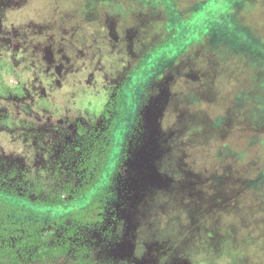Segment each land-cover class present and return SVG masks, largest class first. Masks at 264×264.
Segmentation results:
<instances>
[{"label":"rangeland","instance_id":"obj_1","mask_svg":"<svg viewBox=\"0 0 264 264\" xmlns=\"http://www.w3.org/2000/svg\"><path fill=\"white\" fill-rule=\"evenodd\" d=\"M0 52L19 73L0 176L35 199L79 183V127L103 126L124 86L106 221L33 264H264V0H0Z\"/></svg>","mask_w":264,"mask_h":264},{"label":"trees","instance_id":"obj_2","mask_svg":"<svg viewBox=\"0 0 264 264\" xmlns=\"http://www.w3.org/2000/svg\"><path fill=\"white\" fill-rule=\"evenodd\" d=\"M2 52L0 92L3 95H0V100H6L14 96L12 93L18 83L19 73L13 66L14 62L10 61V56H5ZM224 54L226 56H221V59L234 55ZM256 72L255 78L259 76L258 71ZM12 74L16 77L9 84L8 78ZM260 78L257 94L263 90ZM252 82L254 88V80ZM123 88V85L120 86L105 106L103 126L90 129L79 127L78 137L81 138V143L74 151L75 169H79L82 176L75 187L67 188L66 197L35 199L31 196L30 184H24L18 179L10 181L0 176V264H33L45 261L47 257L51 259L55 255H65L81 228L87 231L96 230L104 224L109 200L113 195L111 189L118 185L123 165L124 156H121L120 148L115 146V115L122 112ZM253 88L247 93L252 92ZM257 97V102L255 96L253 99L262 110L264 98ZM5 118L2 121L10 120L8 116ZM47 230L60 233L61 241L66 243L55 250L45 249L44 236ZM81 260H84L83 255H79L77 264Z\"/></svg>","mask_w":264,"mask_h":264},{"label":"snow or ice","instance_id":"obj_3","mask_svg":"<svg viewBox=\"0 0 264 264\" xmlns=\"http://www.w3.org/2000/svg\"><path fill=\"white\" fill-rule=\"evenodd\" d=\"M97 2L99 3H104V2H116V0H97ZM213 2H215V0H213ZM95 19H97L98 24H109V25H114L116 23V20H108V19H100L99 17H95ZM118 19V18H117ZM99 31V30H97ZM97 48H99V44L96 45ZM91 51V50H90ZM63 55L67 56V52L62 53ZM79 55H83V53H79ZM77 58L76 53H73V62L75 61V59ZM87 59L89 61L92 60V56L87 57ZM97 59H99V57H97ZM88 65L84 64L83 67H87ZM81 67V65H77V70H79V68ZM59 69H57L58 71ZM96 71L100 72L101 75H104L107 72V69L104 67L103 64H101L98 68H96ZM0 95H3L2 92H0ZM3 106L0 105V109H2ZM0 151H2V149H0ZM167 164V161L161 159L158 160L156 168H157V172H159V169L161 168H165ZM166 175V173H165ZM157 179H162L161 177L157 176ZM177 264H180V262L178 261Z\"/></svg>","mask_w":264,"mask_h":264}]
</instances>
